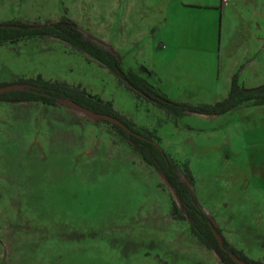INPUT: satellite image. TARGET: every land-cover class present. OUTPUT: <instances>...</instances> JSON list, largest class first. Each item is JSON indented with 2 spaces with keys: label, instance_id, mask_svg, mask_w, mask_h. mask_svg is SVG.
<instances>
[{
  "label": "rangeland",
  "instance_id": "374dc122",
  "mask_svg": "<svg viewBox=\"0 0 264 264\" xmlns=\"http://www.w3.org/2000/svg\"><path fill=\"white\" fill-rule=\"evenodd\" d=\"M195 1L0 0V23L70 19L177 107L51 38L1 44L0 87L40 76L109 102L186 165L226 243L264 264V106L180 108L224 101L233 76L264 86V0H228L223 14L181 7ZM112 125L66 102H0V264H222L170 215L172 191Z\"/></svg>",
  "mask_w": 264,
  "mask_h": 264
},
{
  "label": "trees",
  "instance_id": "16d2710c",
  "mask_svg": "<svg viewBox=\"0 0 264 264\" xmlns=\"http://www.w3.org/2000/svg\"><path fill=\"white\" fill-rule=\"evenodd\" d=\"M44 38L59 40L70 49L87 54L118 76L128 88L155 101L157 105L177 107L176 104L167 102L158 95L152 98L150 93L153 92L149 87L129 74H123L118 68L114 55L93 38L84 36L78 26L66 17H61L57 22L44 24H26L16 21L0 23V45L20 40ZM18 84L24 85V88L0 93V102L39 103L46 106H55L58 102H66L87 111L103 122H107L101 119L103 115L116 118L125 127L123 129L112 125L116 133L122 140L126 141L132 152L145 165L163 178L172 191L174 199L170 201V215L176 220L186 221L192 237L203 247L213 251L220 263L235 264L229 254L247 262L226 243L198 205L191 189L192 179L186 165L179 166L166 156L148 136L134 128L125 118L118 116L112 110L109 102H102L97 97L89 96L75 87L45 81L40 76L19 80ZM241 105L264 106V86L253 89L240 88L237 86L235 76H233L228 95L224 101L212 106L191 108L181 106L180 108L182 111L197 114L217 115ZM213 232H216L220 237L221 245L218 244Z\"/></svg>",
  "mask_w": 264,
  "mask_h": 264
},
{
  "label": "water",
  "instance_id": "95a60500",
  "mask_svg": "<svg viewBox=\"0 0 264 264\" xmlns=\"http://www.w3.org/2000/svg\"><path fill=\"white\" fill-rule=\"evenodd\" d=\"M24 88V85L22 84H11V85H7V86H1L0 87V93H4V92H9V91H16V90H22ZM102 120H105L113 125H116L120 128H125L121 122H119L116 118L110 117V116H106L103 115L101 116ZM214 237L216 238L217 242L219 245H221V240L220 237L216 234V232H213ZM231 260L235 263V264H250L247 262H244L242 260H240L239 258H237L236 256L229 254Z\"/></svg>",
  "mask_w": 264,
  "mask_h": 264
},
{
  "label": "crops",
  "instance_id": "0c3cea01",
  "mask_svg": "<svg viewBox=\"0 0 264 264\" xmlns=\"http://www.w3.org/2000/svg\"><path fill=\"white\" fill-rule=\"evenodd\" d=\"M228 0H226L225 3L221 2H215V0H209V1H198L196 0L195 3H190V4H183L181 7L183 9H192V10H198V9H205V10H219L220 14H223L226 6H227Z\"/></svg>",
  "mask_w": 264,
  "mask_h": 264
},
{
  "label": "built area",
  "instance_id": "2783aa9c",
  "mask_svg": "<svg viewBox=\"0 0 264 264\" xmlns=\"http://www.w3.org/2000/svg\"><path fill=\"white\" fill-rule=\"evenodd\" d=\"M221 2L225 3V2H226V0H221Z\"/></svg>",
  "mask_w": 264,
  "mask_h": 264
}]
</instances>
